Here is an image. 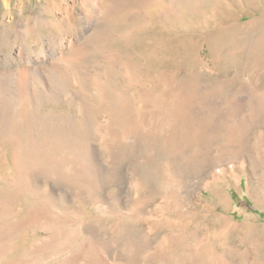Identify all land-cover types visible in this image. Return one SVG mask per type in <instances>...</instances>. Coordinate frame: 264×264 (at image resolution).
<instances>
[{"label":"rangeland","instance_id":"1","mask_svg":"<svg viewBox=\"0 0 264 264\" xmlns=\"http://www.w3.org/2000/svg\"><path fill=\"white\" fill-rule=\"evenodd\" d=\"M64 2L0 0V264H264V0Z\"/></svg>","mask_w":264,"mask_h":264},{"label":"bare ground","instance_id":"2","mask_svg":"<svg viewBox=\"0 0 264 264\" xmlns=\"http://www.w3.org/2000/svg\"><path fill=\"white\" fill-rule=\"evenodd\" d=\"M72 1H74V0H72ZM79 1H81L84 4L88 5L89 10L92 11L94 16H96V13L99 12L101 0H79ZM64 4L67 7V9L68 8H73V6L70 7L68 5L69 4L68 0H65ZM80 15H81V18L83 19L84 26L87 27V26L91 25L92 20H93V16H90V15L82 13V12H80Z\"/></svg>","mask_w":264,"mask_h":264}]
</instances>
